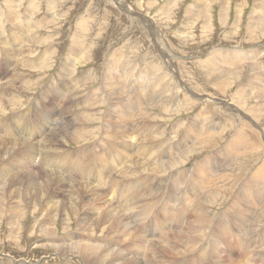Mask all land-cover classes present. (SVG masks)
<instances>
[{
    "label": "rangeland",
    "instance_id": "1",
    "mask_svg": "<svg viewBox=\"0 0 264 264\" xmlns=\"http://www.w3.org/2000/svg\"><path fill=\"white\" fill-rule=\"evenodd\" d=\"M119 1L124 2L127 6H121V3L118 4L115 0H0V47H8L5 46L6 43L4 44L3 42L6 39V41L11 42V40H9L10 37L12 38L13 36H16L19 38L18 40H21L20 51H17L18 49H14V53H11L5 48H0V52H2L0 53V61L3 60L4 57L8 58V63H6L5 60V63L0 62V91L3 89V93H12L11 95H1L0 98L5 101L3 103L0 102V105L4 107V112H2V115L6 117H10L14 112L16 115L20 113L27 114V112L32 108H37V110H43V108H48L50 111L55 110L56 112L54 111L52 113V116L55 117L53 122L55 125H60L59 119L65 117L63 118L64 122V120L70 116V113L68 112L70 109L68 110V108L70 106L72 107V105H69L71 102H67L66 99H55V95H51L48 91V81L54 82L53 86L57 90L59 81H62L63 76L67 74L66 76H69L68 80L73 82L72 86H76L75 90H77L76 93L77 96L79 95L78 97H81L86 93L90 94L92 91H95V98L105 100L103 98L102 89H98L102 88L103 86L106 87L107 84L103 83L104 81H117V88L120 87V83L118 81H126V83L130 82L129 84H132L134 88L139 84L142 85V81L145 82L160 80L163 82L165 80L166 88L169 87L170 89H168V92H170L167 93V95L172 93V95L176 96L175 98H177L178 101L177 105L175 106L173 105L174 102H172V100L165 103L160 108H151L155 113L154 116L156 117H153L150 120L152 122L154 121V123H160L161 135L158 137L159 142L149 146L162 144V147H164V145L167 147L171 146L172 144L176 147L181 146V150L192 143L193 145L198 144V140L206 133H209L208 137L211 142L210 145L212 144L211 148L213 147L214 143V145L217 146H214L211 150L209 144L203 146L198 145L197 147H192V145L190 148L186 149L187 152H184L182 155L178 154L180 150L177 149V151L175 150V152L171 153V156H173L171 158H173V160H169V162L166 164L163 163L165 166H162V168H160L158 172L155 173H152L151 169H148L151 167L150 164H144L139 167V170H143V174H141V176L146 179L150 178L148 181L150 182V189H154L155 194L157 195L154 199H159L158 204L156 203L149 210L142 208L140 210L134 209L132 212V215L134 214L133 219L135 220L130 222V227L132 228V231H134L133 233L136 235L137 239L143 241V244L139 245L137 239L135 241V239H128L129 237L127 238L129 241L121 242V238L119 240L117 237H115V233L120 232L115 224H113L115 228L112 225L110 226V229L109 227H95V229L93 228L94 230L92 231L93 235H91L92 237H96L94 240H98V242L103 244V246H109L110 249L113 250H122L124 252L134 254L132 256H135L133 251L138 250L139 247L143 245L142 247L144 248L142 252L139 251L141 254H143L140 255L139 253L137 258L139 259L142 257V264H148L145 259L149 255V251H146L148 247L150 249V255L147 258L152 257L150 244L159 243L157 237H159V240L162 241L163 239L171 237L172 235V231L167 232L165 229L161 230V227H163V219H165L166 216H171L172 213L175 217V214L177 213V209L170 208L168 211L162 213L161 216H158L155 208H157V206H163V203H165V190L177 175L179 176L180 174H183V177L181 178L185 179L186 176L188 178V175H191V172L194 170L192 169L193 166H195L208 154L218 152V150L230 140L233 134L232 132L238 125V117L236 115L237 113L230 110L229 105H237V101L235 100V98L238 96L237 91L238 93L240 90L242 92L244 88V92H246L243 98L238 99V102L240 100L243 102L242 104L239 102L241 105V110L247 114L250 113V115H255L257 118H259L258 121L256 120V122L260 123L261 127L264 126V102L259 104L258 99L251 97L252 92L256 88L260 89V86L251 81L252 76L249 77L250 85L247 83V65H242L244 68L243 70H237L238 72L236 71L231 74H226L228 67H225L226 64L228 65L230 63H234L237 64L239 69V63H243L247 60H253L257 62L255 67L257 66L256 68H261L264 71V0H245L243 10L239 14L236 21L235 16L237 13L235 10V3H238L239 0H230L228 18L226 21H222L218 13L220 8L219 0H197L198 2L195 0ZM193 3L196 4L193 5ZM128 6L132 10H130ZM206 6L208 9L206 12V18H204L203 14L204 8ZM251 10H255L257 12L254 17L251 16L250 18ZM9 11L12 13H18L21 19L19 18V20H16L15 22L13 20H7V14ZM139 15L141 17L149 18L154 25L158 37L164 44V49L172 56L176 72L175 77L171 78L165 72L164 66L161 62L162 55L160 54V45L158 42H156V39L152 33L149 32L146 27H143L140 24L138 19ZM207 18H209V20H207ZM24 19L27 21L29 20V23L27 24L30 26L27 33H24V31H22L20 28L25 26V22H22ZM20 20L21 23L19 22ZM12 23H15L16 25ZM76 23L79 24L81 31L77 32ZM24 34H26L28 37ZM249 35H251V37ZM77 38L80 39V42L84 47V51L80 50L81 53H75V55H79V61L73 63L75 67L68 66L69 68H66L65 65H62L68 58L67 54L69 48ZM46 47H49V50H52V53H49L50 58L48 57V61L42 60V62L40 60L38 62V60H36L37 57L39 54L44 52ZM26 48L32 49L27 52ZM80 54H83L84 56H81ZM69 55L76 58L75 55ZM43 56L47 58L48 55ZM205 61L217 62L220 63V66L217 65V69H214L215 67L212 69L205 64ZM43 63L46 66H49L46 67L43 65ZM31 64H33V66H28ZM233 67L234 66H231V68ZM255 67L253 68L254 72ZM116 68L121 69V73L124 75V77H121V73L120 76L116 74ZM115 74L118 77H116ZM161 74H163V77ZM13 75L15 77L18 76V78H15ZM10 78L11 80H9ZM222 78H224V81ZM220 80L224 84H221ZM5 81L15 82L13 83L14 85L7 87ZM20 81L25 82L22 84ZM136 81L141 82L137 83ZM149 83L150 82L147 83L148 85H144L145 90L141 86L142 96L145 97V99L150 96L149 99H151V101H147V103H153V101L161 98L163 93L161 90H159L161 83ZM17 86H23V88L18 90ZM222 91H224V93ZM99 94L102 96L100 97ZM130 95L131 94H128L127 96L132 97ZM46 97H48V100ZM50 99H53V105H49ZM99 104L93 105L95 108L93 106L89 107L94 110L92 118H95L86 123L87 126L83 125L84 127L89 128V132L87 131V134L84 135L85 137H83V139H79L77 142H72L67 138L64 140L66 145L63 144V147L60 148L66 147L64 150L67 149L66 151L74 152L77 149L85 146L90 152L99 151V146L96 145L97 147L93 148V142L101 138L100 134H98L96 131H98V127L101 124L100 118L106 109V105L104 103L102 105ZM81 106H78L74 110H88V105H86V103H84L83 109ZM91 109L90 111H92ZM258 112L261 113L259 114ZM214 113H216V115ZM38 114L43 115V112L39 111ZM258 114L262 116H259ZM66 122L69 123L70 121ZM27 126L29 128L32 125L27 124ZM230 127L231 130H228ZM241 127H239V129ZM35 128L36 126H32V130H35ZM219 130L223 131L219 132ZM3 138H7V136H3ZM103 138L104 140L108 139L106 135H103ZM84 142H86V144ZM165 147L163 149L160 148V151L163 154L165 153ZM263 155L264 150L260 156ZM251 157H253V155H249V160L253 159ZM129 159L133 160V157H130ZM129 159L127 158L128 161ZM260 163L261 161L256 163L254 166H252V163L249 168L255 169L260 165ZM163 164L161 163L160 166ZM243 165V163L239 166L231 165L225 169L229 172V174H231V172L236 174L244 170ZM60 171L61 170H59V172ZM120 173L117 174L118 177ZM66 174L68 175L67 178L69 180L70 177L68 172H66ZM69 181L70 182L68 183H71L72 185L75 184L77 181V176H74L73 181L72 179ZM105 181H109L107 177H105ZM142 182L143 181L136 184L137 188L143 185ZM244 182V178L236 180L229 177L228 183L231 185L233 184L229 189L225 187V189L219 192V195L217 194L216 196L211 195L209 197L207 196L202 198L200 196L203 195L199 194L198 197L200 200L198 202L197 197L196 201H193L195 203L194 207H205V210H208L210 217L212 216L216 218L219 215V212H221L224 207L229 204L228 201L232 197H230L229 194L225 192L223 193V191L227 190L229 192H234L235 190H238L239 186ZM80 183L82 182L80 181ZM152 186L153 188H151ZM67 189L68 187H66V190ZM142 191L143 190H139L137 192L142 193ZM100 192L101 193L98 195L100 198L96 196V198H99L98 200L105 201L109 199V194L103 193L102 191ZM177 192L179 193L180 190H177ZM191 194H193L192 191ZM135 197L141 198L143 195L137 194ZM118 198L119 199L115 198L113 200L109 199L111 200L110 203H117L121 205L123 203V198L125 199L126 196L122 195V197L120 196ZM212 201L213 203H210ZM186 202L189 204H184L185 208H187L184 213L188 212L192 203L191 200ZM207 203L209 206L206 205ZM175 207H177V205H175ZM103 209L104 208L102 207L100 212ZM118 211L123 215L124 218L125 216L129 215L128 211H124L121 208H117V212ZM36 213L37 212L31 213L29 211H25L22 218H20L21 220L19 219V221H17V226L20 228V230L15 235L16 240L11 238L9 239L7 237L6 220L2 219L0 221V264H11V262H13V264H84L81 262L80 258H78V255L73 251L64 249L65 251L62 250L59 253L50 245L45 246L43 244V236L39 233L38 228L36 226L32 227L34 225V217L37 215ZM141 217L143 218L141 219ZM69 218V226L71 228V231L69 232H71L72 236L78 239L83 235V233H80V225H78L72 217ZM186 220L187 219H182L179 222L180 224L178 225H181V229H184L185 224L189 222V220ZM158 221H161L160 227H158ZM263 222L264 218L257 219V222L255 223L257 230L264 231ZM59 224H61V222H59V219H57L55 227H57V236H60V239L61 236L65 234V231L60 229ZM169 224L173 225L171 222ZM173 229L174 228H172V230ZM110 230L114 231L110 232ZM160 236H163V238L161 239ZM249 236L251 237V235ZM124 240H126V237ZM207 240L208 238L204 236L202 239L203 245L205 242H207ZM119 241L122 244H119ZM261 245H263L262 242ZM253 248L257 250L255 255H250L247 253L243 254L244 256L242 255L235 264H264V262H262L261 256H257L259 254L258 243H254ZM260 251L264 252V246L260 248ZM186 254L187 253H184L182 254L184 256H178L179 258L176 257L174 259V264H190V257ZM143 257L145 258L143 259ZM224 257H226V260H229L228 256L225 255ZM249 257H254L253 262L249 261V263H247V259ZM203 259L207 260L208 256H205ZM192 261L193 262L191 263L194 264L195 260L192 259ZM165 264H168V262ZM213 264H217V262Z\"/></svg>",
    "mask_w": 264,
    "mask_h": 264
},
{
    "label": "bare ground",
    "instance_id": "2",
    "mask_svg": "<svg viewBox=\"0 0 264 264\" xmlns=\"http://www.w3.org/2000/svg\"><path fill=\"white\" fill-rule=\"evenodd\" d=\"M115 1L118 4L121 3V6H127L122 1ZM195 1L198 2L197 0ZM244 1L245 0H239L238 3H235V10L237 13H235V21L243 10V5L245 3ZM229 3L230 0H219L220 8L218 13L222 21H226V19L228 18ZM195 4L196 3H193V5ZM128 8L132 10L129 6ZM207 9L208 7L206 6L204 8V18H206ZM256 12L257 11L255 10H251L250 18L251 16L254 17ZM19 18L21 19L18 13H12L9 11V13L7 14V20L9 21L13 20L15 22L16 20L18 21ZM138 19L140 24L143 27H146L149 32L152 33V35L156 39V42H158V44L160 45L158 46L160 48V54L162 55L161 62L164 66L165 72L171 78L175 77L176 72L172 56L168 54V52H166V50L164 49V44L158 37L151 20L147 17H141L140 15ZM207 20H209V18H207ZM28 21L25 19L22 21L25 22V26L20 28L22 29V31H24V33H27L29 30L30 25L27 24L29 23ZM19 22L21 23V20ZM12 24L16 25L15 23ZM76 24L77 32L81 31L79 24ZM249 36L251 37V35ZM13 37V39L11 37L9 38L11 42L6 41L7 39L4 42L2 41L4 44L6 43L5 46L8 47L1 46L0 48H5L11 53H14V49H18L17 51H20L21 40H18L19 38L16 36ZM75 40L76 41L72 43L71 47L69 45L70 48L67 54L68 61L65 60L62 65H65L66 68H69L68 66L75 67L73 63L79 61V55L77 54L81 53L80 50L82 51L84 48L80 42V39L77 38ZM29 48H26L27 52L32 49ZM49 53H52V50H49V47H46L44 52H42V54H39L36 60H38V62L40 60L48 61V59L50 58ZM75 53L77 54L75 55ZM69 54L75 55L76 58L74 56H70ZM43 55L48 56L47 58H45ZM4 60L6 63H8L7 57H4V59L0 62L3 63ZM205 64L212 69L214 67V69H217L216 66L220 63L205 61ZM256 64L257 62L253 60H247L243 63H239V69L237 67V64H226L225 67H228L226 70V74L234 73L237 70L241 71L244 69L242 65H247V83L250 85L249 77L252 76L251 81L260 86V89L256 88L252 92V95H250L252 98L258 99L259 104H262L264 102V71L261 68H256ZM43 65L46 66L44 63ZM28 66H33V64ZM48 66L49 65H47L46 67ZM231 66H234L235 68L233 67V69L231 68ZM254 67L255 72L253 71ZM116 72V74L120 76L121 69L116 68ZM116 74L115 76L118 77ZM66 75L63 76L62 81H59L57 90L53 86L54 82L48 81V91L50 92V94H54L55 99H66L67 102H71V104L69 105H72V107L70 106L68 108V110L70 109L68 111L70 113V116L67 117L64 122L63 118L65 117L59 119L60 125H55L53 122V120H55V117L52 116V113L55 110L50 111L48 108H43V111L39 109L37 110V108H32L27 112V114L20 113L16 115V113L14 112L10 117H6L2 115V112H4V107L0 105V221L2 219L6 220V235L9 239L11 238L16 240L15 235L20 230V228L17 226V221L22 218L25 211H29L31 213L37 212V215L34 217V225L32 227L36 226L38 228L39 233L43 236V244L45 246L50 245L59 253L62 250L73 251L78 255V258H80L81 262L84 264H142V257H140L139 259L137 257L139 256V253L142 252L144 248L142 247L143 245L140 246L138 250L133 251L135 253V256H132L134 254H130L122 250H113L110 249L109 246H103V244L99 243L98 240H94L96 239V237H92L91 235H93L92 231L95 229V227H109L110 229V226L115 224L118 227L116 228L119 229L120 232L115 233L116 236H114L119 240L121 238V242L129 241L128 239L130 238L135 239L136 241L137 237L136 235H134V231H132V228L130 227V222H133L135 220L133 219L134 214L132 215L133 210H140L142 208H146L149 210L159 202L158 198L154 199L157 196L155 194V190L150 189V182H148L150 178H143L141 176V174H143V170H139V167L144 164H150L151 167L148 169H151L152 173L158 172V170L162 168V166H165L164 164L169 162V160H173V158H171L173 157L171 156V153L175 152V150L177 151V149L180 150L181 148V146L176 147L172 144L171 146L167 147H165L164 145L165 153L163 154L160 151L162 144L149 146L159 142L158 137L161 135L160 123H154V121L152 122L150 120L153 117H156L154 116L155 113L151 108H160L165 103L172 100V102H174L173 105L175 106L177 105L178 99L175 98L176 96L172 95V93L167 95V93H169L170 91L168 92L169 87L166 88L165 80L163 82L160 80L145 82L136 81L137 83L141 82L143 84H139L134 88L132 84H129L130 82L126 83V81H118L120 83L119 88H117L116 86L117 81H104L103 83L107 84L106 87L103 86L102 88L98 89H102L103 93H101L103 94V98L105 100L95 98V91L91 92V90L90 94L86 93L85 95L78 97L79 95L77 96L76 93L77 90H75L76 86H72L73 82L69 81V76L67 77ZM161 75L163 77V74ZM122 76L124 77V75L121 73V77ZM15 78H18V76H16ZM222 79L224 81V78ZM9 80H11V78ZM5 82L7 84V87H9L10 85H14L13 83L15 81ZM20 82L23 84L25 81ZM148 82H155L157 84L161 83L159 90H161L164 95H162V97L158 100L153 101V103H147V101H151V99H149L150 96L147 99L142 96L141 86L142 88H144V85H146ZM222 83L223 82L221 81V84ZM112 87L114 88V90ZM22 88L23 86L18 87V90ZM222 92L224 93V91ZM7 94L11 95L12 93H3V89L0 91V96H5ZM128 94H131L130 96H132L133 98L127 96ZM245 94L246 92H244V88L242 92L241 90L239 91V93L237 91L238 96L235 98V100L237 101V105H229L230 110L237 113L236 115L238 117V125L234 129V131L232 130L233 134L230 140L221 149H219L218 152L208 154L205 158H203L195 166H193L192 169L194 170L193 172H191L192 176L188 175L189 177L187 178L186 176V178L184 179L181 178L183 177V174H180L179 176L177 175L165 190V203H163L162 207L157 206V208H155V211L158 216H161L162 213L168 211L170 208L177 209V213L175 214L176 218L172 213L171 216H166V218L163 219V227H161V230L165 229L167 232L172 231V235L171 237H167L162 241L159 240V237H157L159 243L150 244L152 257L147 258L150 255V249L148 247L146 251H149V255L145 259L148 264H165L167 262L168 264H174V259L184 253H187L186 255L192 253L189 255L190 264H192L191 262H193L192 259L195 260L194 264H213L215 262H217V264H235L243 254L247 253L250 255H255V252L257 250L253 248L254 243H258L259 254L257 256H261L262 262H264V252L260 251V248L264 246V231L257 230L255 224L257 222V219L264 218V163L263 165H259L258 167H256L248 176H246L249 170L252 169L249 168V166H251L252 163V166H254L256 163L260 162L262 158L260 154L264 150V126L261 127L260 123L256 122V120L258 121L259 118H257L255 115H250V113L247 114L241 110L240 104H242L243 102L240 100L239 104L238 99L243 98ZM47 98L48 97H46V99ZM4 101L2 98H0L1 103H3ZM82 103L83 105L84 103L88 105V110L83 111L76 109L75 111L74 109L78 106H81ZM103 103L106 105V109L102 117L100 118L101 120L99 119L101 121V124L98 127L99 132L96 131L98 134H100L101 138L93 142V148L99 146V151L90 152L88 148L84 146V144V147L79 148L74 152L66 151L67 149L64 150L66 147L60 148L63 147L62 145L65 144L64 140L67 138L72 142H77L79 139H83V137H85L84 135L87 134L89 128L84 127L83 125L87 126L86 123L95 118H92L94 110L89 107L95 104L102 105ZM49 105H53V99H50ZM83 105L81 106L82 109ZM90 109L92 111H90ZM39 111H42L43 115L38 114ZM214 114L216 115V113ZM66 121L70 122L68 123ZM27 124H31L33 127L36 126L35 130H32V126L28 128ZM239 127L241 128L239 129ZM228 130H231V127L228 128ZM221 131L223 130H219V132ZM208 134L209 133L202 135L197 142L198 144L193 145L192 143L186 148L181 149L178 154L182 155L184 152L186 153V149L190 148L192 145V147H197L198 145H210L211 142L209 140ZM103 135H106L108 139L104 140ZM3 136H7V138H3ZM84 143L86 144V142ZM214 144L213 147L215 146ZM164 147H162L161 149H163ZM238 154L239 157L238 159H236ZM249 155H253V157H251L253 159L249 160ZM130 157H133V160H130ZM127 158L129 159V161L127 160ZM161 158L163 161L161 160ZM234 159L236 160L231 163ZM161 163L164 164L160 166ZM242 163L244 164V170H242V172H238L236 174H233L231 172V174H229V172L226 171L227 167L231 165L239 166ZM59 170L61 171L59 172ZM66 172H68L69 177L70 179H72V181L74 179V176H77V184L76 182L73 185L71 183H68L70 182V179L68 180V175L66 174ZM118 173H120L119 177L117 176ZM105 177H107L109 181H105ZM229 177L236 180L243 179L245 177V182L242 183L239 186L238 190L235 191V198L233 199L232 197V199L228 201L229 204L224 207L221 212H219V215L216 218L212 216L210 217L208 210L206 211L205 207H194V202L196 201L199 194H202L203 196L200 197L204 198L211 195L216 196L219 192L224 190L225 187L229 189L233 185L230 184L231 182L228 183ZM80 181L82 183H80ZM141 181H143V187H138V189L136 184ZM66 187H68L67 190ZM151 188H153V186ZM139 190H143L142 193L137 192ZM177 190H180V192L178 193ZM100 191L109 194V199L112 200L115 198L119 199L118 197H122V195L126 196L127 199L123 198V203L121 205L117 203H110L111 200L109 199H107L108 201H100L98 200L100 198L98 196L101 193ZM191 191L193 194H191ZM224 192L229 194V196L231 197L233 191L229 192L225 190L223 191V193ZM137 194H141L143 195V197H135ZM96 196H98L99 198H96ZM190 200L192 201L191 207L190 209L188 208V212L184 213L187 210L184 204L188 205L189 203H187L186 201ZM199 200L200 199L198 197L197 201L199 202ZM210 203H213V201ZM175 205H177V207H175ZM206 205H208V203ZM102 207L104 209L100 212V209ZM117 208L128 211L129 215L125 216L124 218L119 211L117 212ZM69 217H72L74 221L78 225H80L79 228H81V232H79L83 233V235L81 234V237L78 236V239L72 236L71 232H69L71 231V228L69 226ZM142 218L143 217H141V219ZM57 219H59V222H61V224H59L60 229L62 231H65V234L62 235L60 239V236H57V227H55ZM182 219H187L186 221L189 220V222L186 223L185 226L183 225L184 229H181V225H178L180 224L179 222ZM170 222L174 226L169 224ZM158 223V227H160L161 221H158ZM171 227L174 228V231ZM113 231L110 230V232ZM249 235H251V237ZM204 236H206L208 240L207 242L204 241L205 244L203 245L202 239L204 238ZM125 237L126 240H124ZM160 238L162 239L163 236H160ZM120 241L119 244L121 243ZM137 242L139 243V245L143 244V241H141L140 239H137ZM261 242L263 245H261ZM219 249L223 250L225 254H223ZM233 253H235L236 259L235 257H231V259L229 260L225 259L224 255L230 257ZM142 254L140 253V255ZM205 256H208L207 260L203 259ZM144 258L145 257H143V259ZM253 260L254 257H249L247 259V263H249V261L253 262ZM11 264H13V262H11Z\"/></svg>",
    "mask_w": 264,
    "mask_h": 264
},
{
    "label": "crops",
    "instance_id": "3",
    "mask_svg": "<svg viewBox=\"0 0 264 264\" xmlns=\"http://www.w3.org/2000/svg\"><path fill=\"white\" fill-rule=\"evenodd\" d=\"M256 151H257V150H256ZM245 152H248V151H245ZM245 152H243V153H245ZM241 153H242V152H241ZM239 154H240V153H239ZM239 154L237 155V158H236V159H238ZM236 159H234L231 163H233ZM260 161H261L260 165H263V163H264V155L262 156V158H261ZM231 163H229V164H231ZM257 167H258V166H257ZM253 170H254L253 168H252L251 170H249V172L247 173L246 176H248ZM246 176H245V177H246ZM245 177H244V178H245ZM235 191H236V190H235ZM235 191H234L233 194H232L233 199L235 198ZM232 197H231V198H232ZM231 198H230V199H231ZM230 199H229V200H230ZM200 247H201V246H200ZM200 247H199V248H200ZM197 250H198V249H197ZM197 250H196V251H197ZM219 250H221V249H219ZM219 250H218V251H219ZM221 251H222L223 254H225L223 250H221ZM193 253H194V252H193ZM190 254H192V253H190ZM190 254H188V255H190ZM224 256H225V255H224ZM226 256H227V255H226ZM231 257H235V259H236L235 253L231 254L230 257L228 256V259H231ZM225 258H226V257H225Z\"/></svg>",
    "mask_w": 264,
    "mask_h": 264
}]
</instances>
